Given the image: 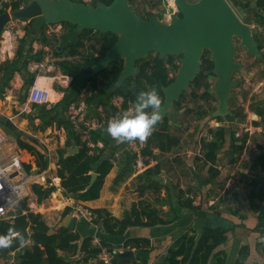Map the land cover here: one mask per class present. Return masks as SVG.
<instances>
[{
    "label": "trees",
    "instance_id": "obj_1",
    "mask_svg": "<svg viewBox=\"0 0 264 264\" xmlns=\"http://www.w3.org/2000/svg\"><path fill=\"white\" fill-rule=\"evenodd\" d=\"M74 3H83L81 0H70ZM113 0H93L90 5L94 6L101 2L105 5H110ZM129 4L133 6L136 0H128ZM26 4V0H9L8 2L0 0V15L11 8L12 11L19 10ZM237 7L243 10L244 19L242 22L246 25L254 24L257 27L264 26V0H249L245 2H238ZM64 28V34L59 40H51L54 43H60L58 46L59 53L56 54H76L79 49H84V55L81 63L75 65L62 64L59 65L60 72L63 76L71 78L69 90L72 91L71 97L65 98L63 96L55 106L49 110L44 107L33 106V109H39V120L44 124V128H62L66 133V140L64 148L56 152L55 172L53 178L60 180L61 194L66 199H74L75 202H90L99 198L101 189L103 187L105 177L116 168L117 174L113 184L123 182L129 178L136 171V165L140 161L143 166L147 167L141 174H138L135 179L143 185L140 186L139 192L147 189L159 191L161 185L155 178L161 174V167L157 162L160 155L170 153L179 145V137L172 134L169 130L171 122L168 117L158 122L152 130L151 134L146 137L144 144L139 149V153L122 149L126 142H119L112 138L106 131L107 125L111 120L122 118V115L128 110L134 113L135 101L137 95L141 91L156 90L163 103L162 89L167 87L173 80L177 68L179 66L181 57L168 56L160 59L156 54H150L144 60L136 63V74L117 87L116 82L120 72L123 69L124 63L122 60H117L109 65L103 72L91 76L84 77L82 69L92 66L100 60L105 53L114 45L117 37L114 34L106 33L100 34L98 32L83 31L77 32V27L69 23H61ZM45 27V26H44ZM43 27V28H44ZM28 28V29H27ZM26 28V33L32 32V23ZM42 28V29H43ZM41 29V30H42ZM41 32V31H40ZM95 35L96 40L92 45H88L91 40L90 36ZM42 38L44 42H48ZM257 41V36H254ZM88 42V43H86ZM258 42V41H257ZM26 39L21 40L20 48L17 52L18 57H21L22 49L25 47ZM258 49L261 45L258 44ZM29 49L25 52V67ZM36 61H41V54H36ZM262 57L260 56L259 59ZM258 59V60H259ZM15 64L7 65L14 67ZM24 66V63L22 64ZM213 64L209 60V52L205 51L201 58L200 72L198 76L191 83L190 97L194 101H209L215 102V98L211 93V80H214ZM101 76V78H100ZM34 77H30L25 84L27 87L31 86ZM8 79L3 80L0 86V93L7 85ZM73 87V90H72ZM88 88L87 102L85 106L93 105L95 110L101 108L104 118L96 112L95 124L98 127L92 128L90 125V117L86 114L84 123L81 126H75L63 116V109L69 103H75L77 97L82 91ZM188 89V90H189ZM200 92V94H198ZM186 92L182 94L179 101L174 105V111L180 109L181 102L184 99ZM113 98H121V106L118 109L112 105ZM229 107V113L234 121H238L239 115L235 112L234 107ZM205 109V108H204ZM214 109V108H213ZM210 105L207 110H202L197 113L198 119L212 120ZM87 110V107H86ZM88 111V110H87ZM146 112H151V109H146ZM251 111L259 118V122H253L252 126L262 127V135L264 137V102L257 103L256 107ZM240 119V118H239ZM217 123H223L222 118H216ZM1 128L7 134L10 132L11 126L8 122L0 123ZM16 144L20 150H25L35 159V167L37 174H41L48 169V160L44 154L40 153L33 146L22 141L18 134L14 135ZM230 140L234 152H241L243 149L248 134L242 137H236L235 132L228 130L226 126H218L216 128H207L206 135L200 139V165L201 169L207 168L209 178L205 180V184L211 178L217 175L215 169L217 163V155L222 150L226 138ZM264 143V139L262 141ZM71 149H75L74 153H69ZM156 152L158 154H156ZM116 154L118 157H116ZM260 159H264V154L260 155ZM151 161H156L152 167H148ZM24 171L30 173L31 166L23 165ZM96 177L92 180V176ZM141 181V182H140ZM260 179L252 180L248 185L251 191L248 195V201L251 209L256 213L258 222L264 223V184H261ZM166 189H168L165 186ZM31 194L35 197L37 202H42L48 199L57 188L47 179L45 184H33L31 186ZM167 192V191H166ZM182 191H176L175 198L178 199L177 194ZM256 201V202H254ZM164 205L170 204V212L175 216L167 219H162L161 211L154 205L141 200L132 204L131 208L124 212L122 218L116 219L111 216L109 212L104 209L90 210L91 224L100 227L101 230L108 235L121 236L127 229L131 227L144 226H160L167 225L179 220L180 215H177L176 210L171 205L169 195L166 200L162 202ZM183 206L190 210L196 208L192 206V201L188 198L184 201ZM24 204L22 203L18 208L19 211L15 214V218L8 222L0 221V235H6L9 229H12L14 234V243L8 248H0V254L5 259L10 253L19 251L23 248L20 245L18 237L23 235L27 242L31 244V248L27 249L22 256H19L15 264H64V260L58 256V252H75L77 250V241L79 235L77 233H69L65 229H59L55 234H49V227L44 222V219L39 214L27 213L21 214ZM70 209L66 208L64 216L69 214ZM12 222V223H11ZM225 232L219 229H207L201 238L198 240L194 250L192 251V239L183 238L179 248L174 246L169 250L166 258V264H224L221 254H214L213 252L220 244L225 241ZM92 238L83 239L79 250L83 253L82 262L92 264L96 261L97 255L100 251L91 245ZM139 244L148 245L149 242L145 240H137L134 243L135 247ZM100 246L110 251H114L112 246L101 241ZM122 250L132 248L129 244L119 247ZM117 253L112 254V264H122L116 258ZM179 256H183L181 260H177ZM128 264H130L128 262ZM131 264H137L136 262ZM139 264H145L144 261Z\"/></svg>",
    "mask_w": 264,
    "mask_h": 264
},
{
    "label": "crops",
    "instance_id": "obj_2",
    "mask_svg": "<svg viewBox=\"0 0 264 264\" xmlns=\"http://www.w3.org/2000/svg\"><path fill=\"white\" fill-rule=\"evenodd\" d=\"M3 1L8 2L9 0ZM30 1L31 0H26V4L19 10L24 8ZM81 1L85 2V4H89L86 3L87 0ZM245 1L249 0H244L242 2ZM17 11L18 10L12 11L11 8H8L3 14L7 12L11 15ZM20 21L22 24L25 22V24H20ZM30 22L32 23V32H29L28 34L26 33L25 36L26 28L29 26ZM12 26L13 28L10 31V37H7V32ZM44 26V28L42 27L43 29L41 28L42 30L40 29L36 32L33 29V21L11 18L10 22L4 26L3 31L0 34V86L3 80L8 79L7 85L4 87L2 93H0V123L8 122L11 126L10 132L12 133H5L0 126V132L4 138L3 147L5 149L7 138L14 139L16 144L14 137L16 134H27L32 139H39L41 136L40 134H36V132H39L38 124L41 123V121L38 118V112L32 111L33 106L35 105L28 104V90L24 94H21V89L25 85V82L33 76L34 79L32 85L35 84L50 89L54 84L59 85L60 83H63L64 85L71 82V78L61 74L58 69L59 65L57 64L51 65L49 71L45 72L48 76H39L37 75V72L35 74L31 70V63L29 60L32 61V55L36 56L37 53L41 54L42 61L47 58L49 53L54 52V56L61 55L56 53L60 52L58 46L63 47V45L59 42L54 43V41L51 40H59L64 34V28L61 24ZM249 27L253 30V38L255 35L257 36L258 42L254 39L257 42V48L258 44L261 45V49H258L259 56H252L257 60L261 56L262 58L259 60L264 63V26L256 28L254 24H251ZM51 29L54 30L52 33L49 32ZM16 31L18 32L19 37L15 36ZM43 37L46 38L45 40L48 42H44V40H42ZM23 39H26V44L21 51V57H18L17 52L20 48L21 40ZM93 42L90 40L89 43H86L90 45V43L92 44ZM28 49L29 54L31 55L27 58L29 60H27L25 67L24 58L25 52ZM23 63L24 66L22 65ZM11 64H15L14 67L7 66ZM62 79L65 80L63 81ZM244 84L246 85L247 82ZM262 84L263 83H260L259 86ZM50 89L49 96L51 103L49 107L58 104L62 101L64 96L63 92L58 91L59 93H56L54 91L52 92ZM259 89L260 88H257L254 91ZM54 97H56V100ZM253 99L254 98L251 97V102ZM242 101L243 100L237 99V102ZM231 102L232 99L230 98L228 102L230 106L232 105ZM259 102H264V99L258 101L254 100L251 104H254L255 107ZM210 103L211 101H209V104ZM113 104L118 109L121 106V102L120 105H118L116 102L112 101V105ZM79 106L80 105H78L77 108ZM3 107L9 108L10 111L8 112L7 110H4L2 112L1 108ZM243 107L244 113H247L246 107ZM44 108H47V106ZM12 110L16 112L12 113ZM203 110L205 109L203 108ZM83 111H85V109ZM213 111H211V114ZM81 114H79V116H81ZM248 115L251 119L248 127L246 125H240V127H245L243 130L244 134H248L243 149L241 152H234L232 144L227 137L222 150L217 155V163L215 167L217 175L211 178L207 184L204 182L209 178V173L207 172V168L201 169L202 165H200V160L198 159L200 156V139L206 135L207 128H216L220 126V123H218L216 127L209 126L208 123H217L216 120L198 119L196 113L194 115L196 120H200L202 124L203 122L206 123L198 136L199 140L197 144L190 146L188 141L184 143L183 140L179 138V145L176 148L170 153L158 157L157 162L161 167V174L157 176L155 180L161 185L159 191L147 189L143 194H140L139 188L143 185V182L140 181L141 183H139L135 177L138 174H141L147 167L143 166L139 161L142 167L140 169L136 167V171L133 175L118 184H113L117 174V170L114 168L105 177L103 187L97 200L90 202H75L74 199H66L61 194L60 186L57 187L55 185L57 187V192L42 202H37L35 197L29 193L27 199L23 201L24 207L21 209V214L25 215L29 212L41 215L50 229V235L55 234L59 229H62L59 228V224L63 222L67 215L77 219L75 230L72 232L77 233L80 237L76 244L77 250L75 252L66 253L58 252V256L64 260V264H87L82 262L83 253L79 250L80 244L85 238H92L91 241L98 244L103 241L112 246L117 254L131 251L134 260L117 259L119 262H122V264H128V262L130 264L134 262L139 264L142 261H144L145 264H166V258L170 249L174 246L179 248L183 238H190L192 239L191 241H193V251L198 240L207 229H219L225 232V241L216 247L213 252V255L221 254L224 264H264V223L258 222L257 215L251 209V205L248 201V195L251 191L248 184L254 179H260L262 181L261 184H264V159H260V155L264 154V143L262 142L264 137L262 135L263 130L261 126H252L253 122H259V118L252 111ZM79 116H77L78 125L81 126L82 124H86L83 122V119H79ZM28 121L34 125V128L38 131L32 134L23 130L28 127ZM174 124L175 123L173 122L172 125ZM75 129H77V126H75ZM45 130L48 133L51 132V130H62L63 133L61 132V139L63 141L62 145H64L66 133L62 128L56 129L48 127ZM171 133L173 134L172 131ZM174 135L176 136V134ZM260 135H262V138L259 137ZM138 141L139 139H137L136 142V144H139L138 146H130V149L137 150L133 151L136 153H139V149L142 146ZM129 142L130 141H128V143ZM26 143L29 144L28 142ZM29 145L33 146V144ZM18 150L20 151L19 148ZM3 154L5 157H10L12 155L9 149L7 153L4 152ZM156 154L158 153L156 152ZM222 155L224 159L220 160ZM163 156L168 158H163ZM116 157H118L117 154ZM155 164L156 161H151L148 167H152ZM52 167L54 168V165H52ZM190 168L193 169L194 173L203 171L202 177L205 178L202 180L201 185L195 181L199 178V175H193L190 172ZM165 186L168 189H166ZM176 191H182L181 194H177L178 199L175 198L174 193ZM167 195H169L171 205L176 210L177 215H180L179 220L167 225L155 227H131L121 236H112L105 234L100 227L93 226L83 218L78 217L79 210H84L89 213L90 210L104 209L109 212L112 217L120 220L124 212L128 211L132 204L144 200L159 208L161 211L160 217L165 220L175 216L173 212L169 211L170 204H162V202L166 200ZM188 198L191 199L192 206L196 208L193 211L187 209L182 204ZM66 208H69L70 212L64 216L63 214ZM13 218H15V216L2 222H8ZM51 231H53V233H51ZM137 240H145L148 241L149 244H139L138 247H135L134 243ZM126 244H129L132 248H126L125 250L119 248ZM30 248L31 244L27 242L19 251L10 253L7 259L0 254V264H15L17 258L22 256L25 251ZM182 258L183 256H179L177 260H181Z\"/></svg>",
    "mask_w": 264,
    "mask_h": 264
},
{
    "label": "water",
    "instance_id": "obj_3",
    "mask_svg": "<svg viewBox=\"0 0 264 264\" xmlns=\"http://www.w3.org/2000/svg\"><path fill=\"white\" fill-rule=\"evenodd\" d=\"M174 6L176 11L168 7L170 18L164 24L154 15L147 20L142 18L128 0H113L108 6L101 2L92 6L70 0H31L21 10L11 15L5 12L0 16V34L11 18L33 21L36 32L44 25L69 23L77 27L78 33L92 31L114 34L117 37L114 45L96 64L81 71L84 76L91 77L106 70L111 63L122 60L124 66L118 76L117 87L134 76L136 63L150 54H156L160 59L181 57L172 82L162 89L160 121L172 114L175 103L198 76L202 55L207 51L214 75L210 91L216 102L211 118H222L228 124L233 123L228 102L231 91L236 87L233 75L242 69L235 60L234 39L239 40V47L247 53L259 56L253 30L241 20L243 10L238 9L236 14L226 0H197L195 3L174 0ZM259 137L262 138V135ZM75 151L71 149L69 153ZM190 172L194 173L192 168ZM95 177L93 175L92 180ZM8 217H14V213L9 212ZM76 224L77 219L67 215L59 228L72 233ZM116 258L134 260L131 251L118 253ZM97 264L102 262L98 261Z\"/></svg>",
    "mask_w": 264,
    "mask_h": 264
},
{
    "label": "rangeland",
    "instance_id": "obj_4",
    "mask_svg": "<svg viewBox=\"0 0 264 264\" xmlns=\"http://www.w3.org/2000/svg\"><path fill=\"white\" fill-rule=\"evenodd\" d=\"M93 0H87L86 3H89V5L91 4ZM227 3L229 4V6L231 7V9L237 14L238 9H240L239 7H237L238 1H244V0H226ZM187 2L189 3H195L197 2V0H187ZM172 7L175 8L173 1L169 0H137L135 2V4L133 5L136 13L140 16H146L147 14L151 13L154 16H158L157 18L159 19L158 21H160L161 23H168L169 22V18H168V12H167V8L168 7ZM148 11V12H147ZM244 17L241 19L243 20ZM250 26V25H249ZM92 42L96 40V37L94 35L90 36ZM264 40V37H263ZM234 45H235V60L237 63L241 64L242 69L235 73L233 75V80L236 83V87L231 91V95L230 98L232 99V107H234L235 112L239 115L238 117V121H233V123H226L225 121L223 123H220V126H226L228 128V130H231L232 132H237L239 134V136L244 134V129L245 127H240V125H246L248 127L249 123L251 122L250 116L248 115L251 112V109L254 108V104L253 101H258V100H263L264 99V66H263V62L260 60L255 59L251 54L247 53L243 48L239 47V40L238 39H234ZM91 44V43H90ZM92 45V44H91ZM264 53V51H263ZM65 53H63L64 55ZM54 52L53 53H49V55L47 57H55L54 56ZM32 61L29 60L30 67L33 73L36 74V72L32 69L34 64L42 62L41 61H36V56L32 55ZM44 61V60H43ZM59 69V68H58ZM60 71V69H59ZM39 76H46L47 73L45 74H37ZM48 76V75H47ZM174 76V75H173ZM33 77V76H32ZM85 77V76H84ZM101 78V76H100ZM63 81L65 79H62ZM214 80H211V84H213ZM247 82V84L245 85L244 83ZM70 83H66L63 85V83H60L59 85L54 84L52 86V88H46V89H50L52 92H63L65 98H69L71 97L72 91L69 90L68 88L70 87ZM260 83H263L261 86H259ZM27 83L23 86V88L21 89V94L25 93L29 87L26 86ZM62 85V86H61ZM260 88L259 90L254 91L255 89ZM73 90V87H72ZM59 91V92H58ZM190 89L186 91V95L184 96L183 101L181 102L180 105V109L177 111H173L172 114H170L168 116V119L171 122V126L169 127L170 132L172 131L173 134H176V136H179V138L181 140H183V142L185 143L186 141L189 142L190 146H194L195 144H197L198 140H199V134L201 132V130L203 129V127H205V124L203 122V124L201 123L200 120H196V118L194 117V115L196 113H198L199 111L202 110V108H205L207 110L208 104L204 101H194L191 100L190 97ZM255 92V93H254ZM198 94H200V92H198ZM87 97H88V88L82 93L79 94V96L76 99L75 103H69L68 105H66V107H64L63 111V116L65 115V119H67L69 122H73L74 126H78V120H77V115H69L70 112V107L75 106L77 108L78 105H84V107H87V110H85L84 113L81 114V116H79V119H85L86 114L90 117V125L91 127L94 129L97 126V124H95V117H96V112L98 114H100L102 116V118H104L105 114L104 113H100L99 110H101V108H97L95 110V107L93 105L90 106H85V101L87 102ZM251 97L254 98L253 101L251 102ZM54 99L56 100V97H54ZM237 99L239 100H243L242 102H237ZM113 102H116L118 105H120V102H122L121 98H113L112 100ZM215 103L211 101V103L209 104L211 106V110L215 107ZM78 104V105H77ZM43 106V105H42ZM113 106H115L113 104ZM214 106V107H213ZM246 107L247 109V113H244V107ZM49 105L47 106V110H49L51 107H49ZM256 107V105H255ZM40 108H36V109H32V111L34 112H39ZM4 110H7L8 112L10 111L9 108L7 107H3L1 108V111L3 112ZM16 111L12 110V113H15ZM126 113H133L132 110H128V112ZM125 115V113L122 115V117ZM240 118V119H239ZM175 123L174 125H172V123ZM29 125L28 127L24 128L23 130L30 132V133H34L36 131L39 130V132H36V134H40V138L39 139H32L30 138L29 135L27 134H18L21 139L25 142H28L29 144H33V146L35 147V149H37L39 152H41L42 154L45 155V157L48 160V169L41 173L40 175H44V182L42 184H45L47 179L51 180V183L55 186H60V180H57L56 178H53L54 176V172H55V162H56V152L63 148L64 145H62L63 141H62V133L63 131L60 130H51V132H47L43 127L44 124L41 122L38 124V130L34 128V125H32L29 121H28ZM177 125V126H176ZM209 126H214L216 127L218 125V123L215 122H211L208 123ZM62 132V133H61ZM189 136V137H188ZM146 138L143 141H138L140 142L142 145L144 144ZM34 141V142H33ZM137 139L130 141L129 143L126 142V144H124L123 148H120L118 151L122 150L125 148V150H130V151H134L133 149H130L131 147H135L138 146L139 144L137 143ZM129 144V145H128ZM131 146V147H130ZM141 148V147H140ZM8 149L10 150L11 154L13 155H17L18 158L21 160L23 165H30L31 166V170L30 173L28 174L29 176H34V175H38L37 169L35 167V159L34 157H32L30 154H28L25 151H19L14 139H10L7 138L6 141V149L4 148V152L7 153ZM47 150H49V157L47 155ZM163 158H168L166 156H163ZM223 155L220 157V160H223ZM166 160V159H165ZM52 165H54V168L52 167ZM193 175L197 176L199 175V178H197L195 181L198 182L199 185L202 184V180L205 177L203 176V171H199V172H195L193 173ZM58 181V182H57ZM36 184V183H33ZM33 184L29 185V193L31 194V186ZM55 186V187H56ZM56 187V188H57ZM57 191H55L53 194H55ZM28 193V194H29Z\"/></svg>",
    "mask_w": 264,
    "mask_h": 264
},
{
    "label": "built area",
    "instance_id": "obj_5",
    "mask_svg": "<svg viewBox=\"0 0 264 264\" xmlns=\"http://www.w3.org/2000/svg\"><path fill=\"white\" fill-rule=\"evenodd\" d=\"M20 24L22 22L20 21ZM25 22L22 24L24 25ZM14 26V25H13ZM7 32V37H10V31ZM54 30H49L52 33ZM16 31L15 36L19 37V34ZM23 34V33H22ZM23 36V35H22ZM21 36V38H22ZM84 55V49H80L76 54H64L55 57H47L44 61L34 64L33 70L37 72V74H44L49 71L51 65L57 64H69L75 65L81 63L82 57ZM27 101L28 104L38 105V106H50V96L49 90L45 87H41L38 85H32L28 89L27 93ZM86 107L84 105H80L78 108L75 106L70 107L69 115H77L84 113ZM101 111V112H100ZM102 113V110H99ZM102 117V116H101ZM86 126H89L87 123ZM236 137H240L239 134L235 133ZM4 138L0 132V221H5L10 219L8 217L9 212H13L14 216L18 211L20 205L25 201L28 197L29 193V185L36 183L41 184L44 182V175H34L29 176L23 168V164L17 155H11L10 157H5L4 153ZM137 151L136 149H133ZM47 155L49 157V150H47ZM138 169L142 167L141 163H137L136 166ZM79 218H83L87 222H91V216L87 211L79 210L78 211ZM92 246L95 248H99L100 251L97 255L96 261L92 264H97L98 261L102 262V264H112V254L117 253L116 251H110L106 248H102L100 244L92 242Z\"/></svg>",
    "mask_w": 264,
    "mask_h": 264
},
{
    "label": "clouds",
    "instance_id": "obj_6",
    "mask_svg": "<svg viewBox=\"0 0 264 264\" xmlns=\"http://www.w3.org/2000/svg\"><path fill=\"white\" fill-rule=\"evenodd\" d=\"M170 1H173L174 4V0ZM173 9L175 10V8ZM160 107L161 100L155 89L152 91H141L136 97L134 113H125L122 118L111 120L107 125L106 131L119 142L136 139L142 141L151 134L154 127L161 120ZM146 109H151L152 111L146 112ZM18 239L21 246L27 243L23 235L19 236ZM13 243L14 234L12 229H9L6 235H0V248H8Z\"/></svg>",
    "mask_w": 264,
    "mask_h": 264
},
{
    "label": "flooded vegetation",
    "instance_id": "obj_7",
    "mask_svg": "<svg viewBox=\"0 0 264 264\" xmlns=\"http://www.w3.org/2000/svg\"><path fill=\"white\" fill-rule=\"evenodd\" d=\"M137 1V0H136ZM135 4V3H134ZM133 4V5H134ZM148 12V11H147ZM167 12H168V8H167ZM175 14H177V12L175 13ZM153 14H151V13H149V14H147L146 16H142V15H140L142 18H144V19H149L150 18V16H152ZM156 16V15H155ZM158 16H156V18H157ZM170 17V15H169V13H168V18ZM158 19V18H157ZM159 20V19H158Z\"/></svg>",
    "mask_w": 264,
    "mask_h": 264
}]
</instances>
